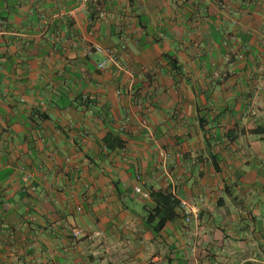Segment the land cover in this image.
<instances>
[{"label":"crops","instance_id":"0c3cea01","mask_svg":"<svg viewBox=\"0 0 264 264\" xmlns=\"http://www.w3.org/2000/svg\"><path fill=\"white\" fill-rule=\"evenodd\" d=\"M0 264H264V0H0Z\"/></svg>","mask_w":264,"mask_h":264},{"label":"trees","instance_id":"16d2710c","mask_svg":"<svg viewBox=\"0 0 264 264\" xmlns=\"http://www.w3.org/2000/svg\"><path fill=\"white\" fill-rule=\"evenodd\" d=\"M104 142L108 148L115 145L121 146L122 142L117 136L108 134L104 138ZM148 195L155 200L156 206L147 211L146 221L152 223L155 219L154 229L159 230L167 221L180 215V200L167 189H149L146 191Z\"/></svg>","mask_w":264,"mask_h":264},{"label":"built area","instance_id":"2783aa9c","mask_svg":"<svg viewBox=\"0 0 264 264\" xmlns=\"http://www.w3.org/2000/svg\"><path fill=\"white\" fill-rule=\"evenodd\" d=\"M82 1L85 3V2L90 1V0H82ZM96 50L99 51L100 53H102V55H103V59L101 61H99L97 64V67L100 69L105 68L107 59L111 58L113 60H116V58H117L115 51L111 48H102V47L97 46ZM135 179L139 182L142 181V174L140 171H137ZM134 190H135V192L141 194L144 197L148 196V193L146 191L142 190L140 185H135ZM179 205H180V209H181V212H182V215H183L185 221H189L190 214L192 211L188 205V202L186 200H181ZM81 233H82L81 229L77 228L74 230V234H81Z\"/></svg>","mask_w":264,"mask_h":264}]
</instances>
